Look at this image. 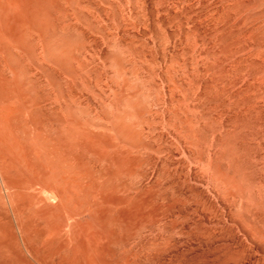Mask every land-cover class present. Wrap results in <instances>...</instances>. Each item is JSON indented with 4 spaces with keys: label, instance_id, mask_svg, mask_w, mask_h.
I'll list each match as a JSON object with an SVG mask.
<instances>
[{
    "label": "rangeland",
    "instance_id": "rangeland-1",
    "mask_svg": "<svg viewBox=\"0 0 264 264\" xmlns=\"http://www.w3.org/2000/svg\"><path fill=\"white\" fill-rule=\"evenodd\" d=\"M38 3L0 37V264H264V0Z\"/></svg>",
    "mask_w": 264,
    "mask_h": 264
},
{
    "label": "bare ground",
    "instance_id": "bare-ground-1",
    "mask_svg": "<svg viewBox=\"0 0 264 264\" xmlns=\"http://www.w3.org/2000/svg\"><path fill=\"white\" fill-rule=\"evenodd\" d=\"M35 1V0H34ZM34 1H30V3L28 2V1H26V0H0V37H2V36H4V37H8V35L9 34H6L7 33V31H8V29H9V27H10V25L13 23L16 27H17V25L19 24V22L21 23V21H23V20H28V22L30 21V19H33L34 21L36 20V18H35V16L37 17V18H40V15H41V13L39 12V8H41V6H38V0H36L37 2H35L34 3ZM40 3H41V1H39ZM37 3V4H36ZM43 3V2H42ZM45 3V2H44ZM43 3V4H44ZM40 5V4H39ZM39 7V8H38ZM35 15V16H34ZM43 18V17H42ZM44 19V18H43ZM37 21V20H36ZM40 21H42V20H40ZM45 21V20H44ZM31 22V21H30ZM39 23H42V22H39ZM44 23V22H43ZM46 23V22H45ZM33 24L35 25V24H37V23H35V22H33ZM36 26V25H35ZM44 25H42V27H43ZM49 182V181H48ZM41 183H43V182H41ZM47 183L45 182V186H48V185H46ZM49 184H53V183H49ZM55 185V184H54ZM49 186H51V185H49ZM34 187V186H33ZM55 187V186H54ZM53 187V185L51 186V188H54ZM32 188V187H31ZM46 188H48V187H46ZM55 188H57V185H56V187ZM49 189H50V187H49ZM58 189V188H57ZM31 190H33V189H31ZM53 190V189H52ZM51 190V191H52ZM30 191V190H29ZM43 191H45V190H43ZM55 191V190H54ZM53 191V192H54ZM57 191V190H56ZM35 192H38V191H35ZM46 192V191H45ZM52 192V193H53ZM30 193V192H29ZM42 193V192H41ZM31 194V196H33L32 195V193H30ZM43 194H44V192H43ZM29 195V194H28ZM39 195V194H38ZM52 195H55L54 193L52 194ZM51 195V196H52ZM22 196V195H21ZM37 196V195H36ZM35 195H34V197H33V199L36 197ZM40 196V195H39ZM46 197V196H45ZM62 194H61V190L60 191H57L56 192V196H54V198H53V201L55 202V206L57 207V208H59V209H64L65 208V204H64V202L62 201ZM29 196H28V200H29ZM27 199V198H26ZM33 199H32V197H31V201H33ZM35 199H37L36 201L39 203V204H42V203H44V197H43V199H40V197H38L37 196V198H35ZM47 199V198H46ZM47 201V200H46ZM30 202V201H29ZM33 203H35V200L33 201ZM38 203H37V205H38ZM35 205V204H34ZM44 206V205H43ZM91 207L90 205H88V206H82L81 207V209H82V211H86V210H89V208ZM28 210V209H27ZM39 210V209H38ZM32 211V210H31ZM35 212V211H34ZM40 213V212H39ZM38 214V213H37ZM82 213L81 212H73V213H68V219H70V220H76L75 218L78 216V215H81ZM34 215V214H33ZM36 215V214H35ZM110 224V223H109ZM112 226V225H111ZM111 228H113V226L111 227ZM27 229V228H26ZM58 229V228H57ZM61 228H59L58 230H60ZM57 231V230H56ZM76 239L77 238H75V241H76ZM78 241V240H77ZM66 243H68V242H66ZM75 246H76V244H75ZM82 247V246H81ZM75 249V248H74ZM80 249V248H79ZM78 249V246H77V248L75 249V251H74V253L75 254H78V252L80 253V251H78L79 250ZM87 250V249H86ZM73 251V250H72ZM71 251V252H72ZM81 251H83V249L81 250ZM33 252V251H32ZM86 252V251H85ZM74 253H72V254H74ZM82 253H84V252H82ZM88 253V252H87ZM91 254L93 253L92 251L90 252ZM64 254V253H63ZM71 254V253H70ZM71 254V255H72ZM74 254V255H75ZM89 254V253H88ZM90 254V255H91ZM38 255V254H37ZM61 255V254H60ZM76 256V255H75ZM74 256V257H75ZM46 257V256H45ZM70 257V256H69ZM87 257V256H86ZM94 257V256H93ZM36 258V257H35ZM78 258V257H77ZM76 258V259H77ZM80 259V258H79ZM88 259H92L90 256H89V258ZM61 260H63V259H61ZM66 260H67V258H66ZM84 260L85 259H83V262H84ZM64 261V260H63ZM67 261H69V260H67ZM47 262V261H46ZM45 262V263H46ZM60 262V261H59ZM74 262H75V260H74ZM73 262V263H74ZM87 264H99L96 260L95 261H85ZM66 263V262H65ZM85 263V264H86ZM103 264H106L105 262H102ZM76 264V263H75Z\"/></svg>",
    "mask_w": 264,
    "mask_h": 264
}]
</instances>
